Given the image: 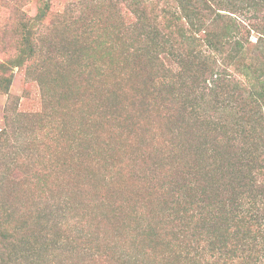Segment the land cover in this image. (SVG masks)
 Instances as JSON below:
<instances>
[{
    "label": "trees",
    "instance_id": "obj_1",
    "mask_svg": "<svg viewBox=\"0 0 264 264\" xmlns=\"http://www.w3.org/2000/svg\"><path fill=\"white\" fill-rule=\"evenodd\" d=\"M0 0V264H264V0ZM4 36L9 38L5 42Z\"/></svg>",
    "mask_w": 264,
    "mask_h": 264
},
{
    "label": "rangeland",
    "instance_id": "obj_2",
    "mask_svg": "<svg viewBox=\"0 0 264 264\" xmlns=\"http://www.w3.org/2000/svg\"><path fill=\"white\" fill-rule=\"evenodd\" d=\"M71 0H22L20 3V11L24 12L27 17H34L38 14L39 9L44 3L48 4L51 13H57L62 11L65 4ZM8 13L0 8V34L1 27L6 21ZM8 36H4L3 40L6 42ZM10 40V38H9ZM1 51V50H0ZM14 97L20 99L19 109L23 111H37L39 110L38 91L35 85L26 84L23 78L22 72L14 71L12 84L8 96L0 97V118L3 110V106L7 101L13 100Z\"/></svg>",
    "mask_w": 264,
    "mask_h": 264
}]
</instances>
